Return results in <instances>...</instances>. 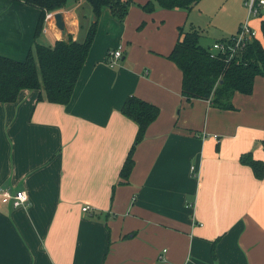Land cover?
<instances>
[{"label":"crops","instance_id":"1","mask_svg":"<svg viewBox=\"0 0 264 264\" xmlns=\"http://www.w3.org/2000/svg\"><path fill=\"white\" fill-rule=\"evenodd\" d=\"M147 1L132 0L123 20L101 8L67 103L26 88L0 101V188L26 194L17 206L0 195V264H264V175L239 160L251 151L264 163V76L222 109L182 96V72L167 57L180 27L196 29L199 43L211 37L200 43L210 49L246 21L264 46V13L249 15L246 0L146 11ZM57 11L64 33L47 16ZM39 12L0 0L1 55L23 60L35 40L52 45L68 34L82 41L93 20L88 2L67 0L46 11L34 39ZM130 94L159 113L123 179L137 130L120 111Z\"/></svg>","mask_w":264,"mask_h":264},{"label":"trees","instance_id":"2","mask_svg":"<svg viewBox=\"0 0 264 264\" xmlns=\"http://www.w3.org/2000/svg\"><path fill=\"white\" fill-rule=\"evenodd\" d=\"M40 9L34 39L41 32L46 11H56L66 6L67 0H23ZM78 2L80 0H73ZM89 3L93 20L89 23L84 39L78 41L70 34L55 40L52 45L34 41L23 60H16L0 54V101H14L21 89H39L38 99L54 103H67L86 59L95 35L100 10L108 6L111 13L123 20L132 0H84ZM198 0H148L141 7L151 11L156 5L165 8L189 9ZM262 16V15H261ZM260 30L264 38V19L260 20ZM196 29H179L172 50L167 55L181 70V94L187 100L202 98L218 108L232 109L235 91L252 92L254 77L264 76V46L258 38L246 41L244 47L237 48L229 57V50L210 55V50L199 43ZM225 48L231 46V38H221ZM123 115L137 125L120 176L127 179L133 166V150L143 137L147 126L156 118L159 107L134 94L128 95L120 108ZM239 160L249 165L255 176L264 175V163L253 157L251 151L240 155Z\"/></svg>","mask_w":264,"mask_h":264},{"label":"built area","instance_id":"3","mask_svg":"<svg viewBox=\"0 0 264 264\" xmlns=\"http://www.w3.org/2000/svg\"><path fill=\"white\" fill-rule=\"evenodd\" d=\"M246 5L248 9L249 15L253 16H261L264 13V0H246ZM53 12L47 13V16H52ZM233 41L231 46L225 48L224 42L222 41H214L212 43L210 50L211 56H216L217 53H223L226 50H229V57H231L234 51L237 48L244 47L246 41L256 38V32L252 29L248 22H243L239 25L238 30L231 36H229ZM122 51L118 49H114L109 52V63L110 65L114 63V61L121 56ZM0 195L6 199L9 198L12 200L14 206L23 204L26 200V194L23 190H16L14 193L9 190H4L0 188ZM88 206H83L82 209H87Z\"/></svg>","mask_w":264,"mask_h":264},{"label":"water","instance_id":"4","mask_svg":"<svg viewBox=\"0 0 264 264\" xmlns=\"http://www.w3.org/2000/svg\"><path fill=\"white\" fill-rule=\"evenodd\" d=\"M54 24L55 26L64 33V19L63 15L60 11H57L53 14Z\"/></svg>","mask_w":264,"mask_h":264},{"label":"rangeland","instance_id":"5","mask_svg":"<svg viewBox=\"0 0 264 264\" xmlns=\"http://www.w3.org/2000/svg\"><path fill=\"white\" fill-rule=\"evenodd\" d=\"M196 23H198L200 26H203L204 24H202L201 23V21H199V22H196ZM213 40H212V38L211 37H208V36H202L201 38H200V43L201 44H204V45H206V43L208 42H210V44H211V42H212Z\"/></svg>","mask_w":264,"mask_h":264}]
</instances>
